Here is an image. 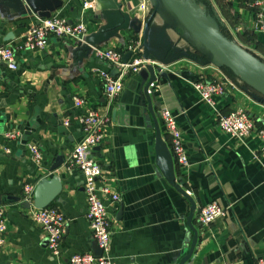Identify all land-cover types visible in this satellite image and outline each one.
Instances as JSON below:
<instances>
[{
	"label": "crops",
	"instance_id": "obj_1",
	"mask_svg": "<svg viewBox=\"0 0 264 264\" xmlns=\"http://www.w3.org/2000/svg\"><path fill=\"white\" fill-rule=\"evenodd\" d=\"M60 1L50 18L84 23L89 45L118 50L127 60L146 57L168 69L159 73L152 68L148 79L140 71L127 78L109 107L106 138L92 152L120 198L107 206L112 221L109 257L115 264H256L264 257V171L254 157L261 140L252 133L236 141L220 132L215 121L218 113L241 106L256 127L264 126V100L217 60L192 49L147 0ZM250 1L191 2L226 39L264 63V34L253 31ZM142 2H147L145 10L140 9ZM109 3L119 15L105 9ZM44 4L45 0H0V46H18L26 29L47 14ZM130 45L137 51L126 52ZM16 64V71L0 66V136L21 132L6 144L9 153L0 152V209L7 227L0 264H68L74 254L97 252L84 217L82 175L68 169L66 161L82 136L77 117L105 107L99 71L108 65L94 58L87 46L55 38L43 50L18 51ZM200 78H227L234 86L214 98L210 107L192 87ZM74 98L84 104L75 107ZM163 107L176 115L187 168L179 167L171 155L160 120ZM29 146L39 152L38 163ZM25 185L34 189L30 208L22 199ZM41 186L40 203L48 194L45 208L57 209L66 220L57 256L49 252L29 215ZM211 202L231 210L201 226L199 211Z\"/></svg>",
	"mask_w": 264,
	"mask_h": 264
},
{
	"label": "built area",
	"instance_id": "obj_2",
	"mask_svg": "<svg viewBox=\"0 0 264 264\" xmlns=\"http://www.w3.org/2000/svg\"><path fill=\"white\" fill-rule=\"evenodd\" d=\"M147 2L140 4V9L145 10ZM247 11L253 18V31L256 34H264V0H251L247 6ZM86 26L80 21L70 23L64 18L51 17L38 21L37 24L30 25L23 34L22 42L14 47L10 45L0 46V66H4L9 71H16V54L18 51L43 50L49 39H65L75 41L85 45L97 60L108 65L107 70L99 71V78L104 87L105 107L102 110H88L77 117V123L81 129V138L74 146L66 164L68 169H77L83 180V190L85 197V221L89 231L101 255L96 257L90 253L74 254L69 257L68 264H115L109 257L108 245L111 235L112 221L108 215L109 205L116 204L120 198L118 193L111 186V178L105 177L101 164L92 156L94 148L99 147L106 138L107 130L110 126L109 107L116 101L124 88L127 78L138 73L141 69L156 68L159 73L164 72L167 66L156 61H151L146 57L134 56L132 59L123 61V54L115 49H99L91 46L86 41ZM137 51L136 45L127 47L126 52ZM116 74L112 75L111 71ZM234 84L227 78L219 82L206 81L204 78L197 79L192 83V87L198 94L200 100L210 107H213L214 98L226 93L228 87ZM75 107H80L84 103L79 98H74ZM160 120L165 128L166 135L170 140L171 155L179 167L189 166L188 153L183 144L182 132L178 128L176 115L168 108L160 110ZM69 122L65 121L64 126ZM216 128L234 139L242 142L252 133H256L261 140V148L258 154H254L255 159L264 171V160L260 154L264 155V126L256 127V122L244 107L233 108L228 114L216 115ZM21 132H5L0 136V152L9 153L10 148L6 145L17 140ZM33 159L36 163L40 160V154L35 147L29 146ZM33 187L25 185L23 187L22 199L31 205ZM30 218L40 227V230L47 241L49 252L53 256L59 254L60 244L64 235L66 220L55 208L36 209L32 206ZM231 206L223 207L216 202H211L203 206L198 215V222L201 226H208L216 219L223 217ZM6 223L4 215L0 209V247L6 239ZM256 264H264V257H259Z\"/></svg>",
	"mask_w": 264,
	"mask_h": 264
},
{
	"label": "water",
	"instance_id": "obj_3",
	"mask_svg": "<svg viewBox=\"0 0 264 264\" xmlns=\"http://www.w3.org/2000/svg\"><path fill=\"white\" fill-rule=\"evenodd\" d=\"M147 1L153 11L160 15L168 27L180 32L182 39L192 49L205 57H211L217 60L239 82L264 99V63L247 50L226 39L218 29L204 19L202 10L197 3L185 2L183 0ZM61 4L60 0H45L44 7L41 8H44L42 10H45L47 14L41 15L39 19H49L51 12L59 9ZM31 8L32 5L26 7L28 14L32 13ZM105 9L109 10L110 14H120L113 3H109ZM69 22L72 23V21ZM79 45L82 47L81 44ZM123 61H127V57ZM111 74L115 75L116 71L112 70ZM153 74L152 68L140 70V75L143 79H148L149 75ZM96 149H99V147ZM43 196V186H41L34 194V202L32 205L34 208L42 209L47 206L49 203L48 194L41 203L38 200L39 197L43 198ZM26 206L28 208L31 207L28 203H26ZM94 255L96 257L100 256V249L97 248V252Z\"/></svg>",
	"mask_w": 264,
	"mask_h": 264
},
{
	"label": "rangeland",
	"instance_id": "obj_4",
	"mask_svg": "<svg viewBox=\"0 0 264 264\" xmlns=\"http://www.w3.org/2000/svg\"><path fill=\"white\" fill-rule=\"evenodd\" d=\"M183 1H185V2H191V1H193V0H183Z\"/></svg>",
	"mask_w": 264,
	"mask_h": 264
},
{
	"label": "trees",
	"instance_id": "obj_5",
	"mask_svg": "<svg viewBox=\"0 0 264 264\" xmlns=\"http://www.w3.org/2000/svg\"><path fill=\"white\" fill-rule=\"evenodd\" d=\"M232 77H234L230 72H228ZM235 78V77H234ZM264 100V99H263Z\"/></svg>",
	"mask_w": 264,
	"mask_h": 264
}]
</instances>
